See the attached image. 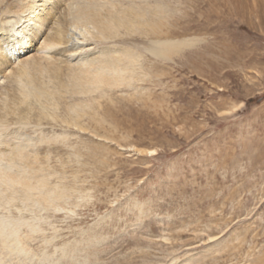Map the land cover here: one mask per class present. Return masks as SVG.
<instances>
[{"label":"rangeland","instance_id":"374dc122","mask_svg":"<svg viewBox=\"0 0 264 264\" xmlns=\"http://www.w3.org/2000/svg\"><path fill=\"white\" fill-rule=\"evenodd\" d=\"M142 3L150 18L131 27L124 43L85 41L83 27L67 24L68 49L81 51L68 55L71 62L112 45L131 48L138 61L129 84L60 93L50 77L47 89L55 96L48 112L56 118L40 122L36 103L21 121L0 127V139L44 148L48 159L35 166L67 191L53 203L20 193L0 203L9 227L0 264H251L263 258L264 0H137L134 8L143 11ZM4 4L23 21L16 15L20 0ZM47 34L48 28L19 58L53 62L49 70L60 64L65 56L44 59L51 51L39 52ZM155 39L194 44L172 61H158L147 53ZM12 80L6 70L0 89L6 92ZM76 114L78 122H71ZM9 237L24 247L14 250Z\"/></svg>","mask_w":264,"mask_h":264},{"label":"bare ground","instance_id":"6f19581e","mask_svg":"<svg viewBox=\"0 0 264 264\" xmlns=\"http://www.w3.org/2000/svg\"><path fill=\"white\" fill-rule=\"evenodd\" d=\"M8 1L0 0V75L2 76V73L8 70V74L13 80L10 84L11 88L7 89L6 92L0 89V127L5 126L7 128L12 122L21 121L25 117L26 108H36V103L39 104L40 115L38 119L40 122H52L51 120L56 117L51 115L50 111L48 112V99L54 95L52 89H47V85L52 82L50 77L56 80L55 84H53L54 82L51 84L52 87L57 85L55 87L59 92L63 90L71 92L73 88H77L76 92H81V94L83 92L93 93L102 86L118 88L129 84L132 80L134 70L132 64L138 60L137 54L129 47L112 45L106 47L98 55L81 56L79 58L81 60L71 62L72 60H69L68 55L74 53V56H77L81 51L77 52L80 46L77 47L78 49H68L71 40L67 38V33L70 31L67 24L74 29L83 27L85 30L81 32V35L85 41L92 39L104 44L113 41L124 43L130 39L131 27L137 24L142 26L147 23L150 17L147 18L145 8L149 6L148 4L142 3L141 8L144 10L139 11L134 8V3L137 0H82V2L75 0H20L23 7L20 5L22 8L16 12V15L23 18L21 21L19 18L15 19V15L9 16L12 12L14 14V7L2 9L3 3L6 4ZM125 1H128L127 4L129 5L121 8ZM100 2H103L105 6L98 7ZM61 6L65 7L63 17H56ZM21 14L23 15L20 16ZM46 28H48V34L44 39V45L39 48V52H43L45 49L51 52L49 54L45 52L43 58L53 60L56 55L65 56L64 59H60V64L56 65L57 62L55 63L52 70H49L48 64L53 62L42 64L37 60V56L23 61L19 58L20 53L24 52L25 48L29 50ZM28 31H31L30 36L27 35ZM19 38L24 39V45L18 41ZM193 44L192 39H155L151 41L150 48L147 47V53L158 61L159 59L172 61ZM26 45L27 47H25ZM48 72H50L49 78L47 77L48 81H46L48 83H43L39 79L45 77ZM60 93L59 95H61ZM2 94L5 95L3 98ZM42 99L46 103L45 106L41 102ZM10 103L13 105L12 108L9 107ZM68 109L76 113L78 106L70 105ZM74 117H71L70 120L77 123L79 116L76 114V118ZM14 118L15 120H13ZM64 122L66 121L64 120ZM2 134L0 131V136ZM27 145L19 141H10L8 138L0 139V194L4 198V202L1 198L0 203L8 204L16 201L19 198L16 196L17 193L27 199H32L33 195L36 194L35 200L38 203H53L67 192L63 186L53 187L48 180L49 175L42 173V167L35 166L38 162L47 161L48 158L43 153L44 148L42 150H27ZM47 149L51 151V148ZM2 190L7 193L5 197L2 196ZM8 228L7 222L0 219V242L4 241ZM10 239L12 241L10 240L9 244L16 245L14 250H21L24 247V243L19 238L18 240ZM19 244L21 245L19 246ZM225 244L227 258H229L231 244L227 242ZM263 262L264 256L262 259H255L251 264H262Z\"/></svg>","mask_w":264,"mask_h":264}]
</instances>
